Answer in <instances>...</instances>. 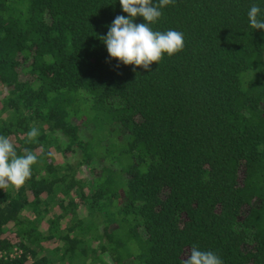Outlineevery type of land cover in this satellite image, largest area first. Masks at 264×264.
I'll return each mask as SVG.
<instances>
[{"label":"trees","instance_id":"16d2710c","mask_svg":"<svg viewBox=\"0 0 264 264\" xmlns=\"http://www.w3.org/2000/svg\"><path fill=\"white\" fill-rule=\"evenodd\" d=\"M254 3L264 13V0L164 7L151 27L185 47L149 72L108 58L119 0H0V135L38 157L24 186L0 189V249H20L0 264H181L192 245L264 264Z\"/></svg>","mask_w":264,"mask_h":264},{"label":"clouds","instance_id":"9594fccd","mask_svg":"<svg viewBox=\"0 0 264 264\" xmlns=\"http://www.w3.org/2000/svg\"><path fill=\"white\" fill-rule=\"evenodd\" d=\"M122 11L128 16L117 15L109 26L106 36L101 37L106 45L109 59L120 64L132 65L151 71V65L159 64L165 54L171 57L183 51L184 34L176 30L157 31L154 25L162 16L166 6L174 5L175 0H119ZM252 29H264V13L258 4H252L247 13ZM143 17V23H134L136 17ZM39 130L31 127L27 133V142L36 141ZM48 156H53L49 152ZM38 157L28 148L18 154L10 138L0 135V189L9 187L19 190L31 178L32 166ZM181 264H224L223 260L213 251L200 250L195 245L184 252Z\"/></svg>","mask_w":264,"mask_h":264},{"label":"built area","instance_id":"2783aa9c","mask_svg":"<svg viewBox=\"0 0 264 264\" xmlns=\"http://www.w3.org/2000/svg\"><path fill=\"white\" fill-rule=\"evenodd\" d=\"M20 249H17L16 246H13L8 252L2 251L0 249V259L5 258L6 256H14L19 254Z\"/></svg>","mask_w":264,"mask_h":264},{"label":"rangeland","instance_id":"374dc122","mask_svg":"<svg viewBox=\"0 0 264 264\" xmlns=\"http://www.w3.org/2000/svg\"><path fill=\"white\" fill-rule=\"evenodd\" d=\"M87 131H85V133H86Z\"/></svg>","mask_w":264,"mask_h":264}]
</instances>
